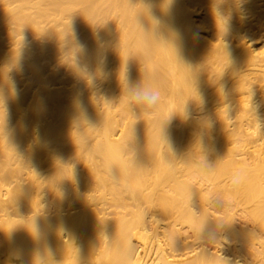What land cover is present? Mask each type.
<instances>
[{
  "label": "bare ground",
  "instance_id": "1",
  "mask_svg": "<svg viewBox=\"0 0 264 264\" xmlns=\"http://www.w3.org/2000/svg\"><path fill=\"white\" fill-rule=\"evenodd\" d=\"M0 264H264V0H0Z\"/></svg>",
  "mask_w": 264,
  "mask_h": 264
},
{
  "label": "clouds",
  "instance_id": "2",
  "mask_svg": "<svg viewBox=\"0 0 264 264\" xmlns=\"http://www.w3.org/2000/svg\"><path fill=\"white\" fill-rule=\"evenodd\" d=\"M151 99V98H150Z\"/></svg>",
  "mask_w": 264,
  "mask_h": 264
}]
</instances>
